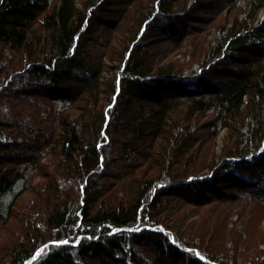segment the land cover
Returning <instances> with one entry per match:
<instances>
[{"label":"trees","instance_id":"obj_1","mask_svg":"<svg viewBox=\"0 0 264 264\" xmlns=\"http://www.w3.org/2000/svg\"><path fill=\"white\" fill-rule=\"evenodd\" d=\"M0 264H264V0H0Z\"/></svg>","mask_w":264,"mask_h":264},{"label":"snow or ice","instance_id":"obj_2","mask_svg":"<svg viewBox=\"0 0 264 264\" xmlns=\"http://www.w3.org/2000/svg\"><path fill=\"white\" fill-rule=\"evenodd\" d=\"M114 231H117L116 229H114ZM78 242V241H77ZM53 243L56 244H62V243H67V241H54ZM46 247V246H45ZM197 255H200L199 253H197Z\"/></svg>","mask_w":264,"mask_h":264}]
</instances>
